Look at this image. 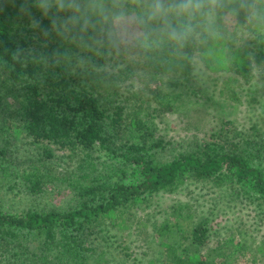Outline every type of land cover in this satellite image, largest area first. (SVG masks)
Masks as SVG:
<instances>
[{
	"label": "trees",
	"instance_id": "trees-1",
	"mask_svg": "<svg viewBox=\"0 0 264 264\" xmlns=\"http://www.w3.org/2000/svg\"><path fill=\"white\" fill-rule=\"evenodd\" d=\"M24 2L0 0V264H143L129 247L140 211L184 191L194 205L176 206L194 209L193 229L183 212L154 222L161 254L147 264H235L237 254L264 264V235L254 234L264 224V119L239 130L224 118L188 147L166 141L160 120L180 108L184 92L202 94L194 57L209 73L264 81V32L247 27L252 47L243 54L236 22L216 40L218 57L215 41L192 45L187 58L146 54L114 46L99 28L57 32L41 18L45 34L19 11ZM18 48L25 55L14 59ZM135 52L141 64L133 67ZM134 68L142 84L167 82L169 90L135 92ZM232 80L218 93L240 101ZM234 233L237 243L227 240Z\"/></svg>",
	"mask_w": 264,
	"mask_h": 264
},
{
	"label": "clouds",
	"instance_id": "clouds-1",
	"mask_svg": "<svg viewBox=\"0 0 264 264\" xmlns=\"http://www.w3.org/2000/svg\"><path fill=\"white\" fill-rule=\"evenodd\" d=\"M19 11L45 34L41 18L57 32L70 26L81 32L99 28L114 46L146 54L167 51L183 58L192 45L222 39L225 25L232 22L264 32V0H25ZM25 51L16 49L14 59Z\"/></svg>",
	"mask_w": 264,
	"mask_h": 264
},
{
	"label": "rangeland",
	"instance_id": "rangeland-1",
	"mask_svg": "<svg viewBox=\"0 0 264 264\" xmlns=\"http://www.w3.org/2000/svg\"><path fill=\"white\" fill-rule=\"evenodd\" d=\"M230 25L231 23L226 25V27ZM238 35L240 40L236 45L241 47L240 52L243 54L244 52L249 51L252 47L251 39L253 37V32L252 29L243 28ZM214 45V57H218L219 55L217 54H221V44L215 41ZM122 46L126 47L124 45ZM135 57H137L136 52L129 58L133 60V67H136V64H141L139 58ZM245 61L246 59L240 60V64H245ZM193 63L195 66L194 72L198 75V79H200V81L195 84V87H202V94L193 96L192 94L186 95L184 92L182 101L179 104L181 105L180 108L174 109L172 112L165 114L164 118H160L163 122L162 126L160 124L161 130H163L166 141L173 137L178 142L184 141V145L188 147L190 142H197L205 136L209 138V135L215 128H217V125H219L224 118L231 120L233 125L239 130L244 129L245 127L249 128L253 122L264 119V81L259 80L262 79L261 76L258 75L250 84H245L246 78L238 73H209L204 68L206 66L201 58L194 57ZM255 72L258 71L255 70ZM134 73L135 77L132 80L134 83L133 90L140 95L149 96L148 91L154 89L158 85L161 86L162 90H169V83L167 82H164L163 84L153 83L151 85L142 84L138 77L142 75L143 70L139 68H136V70L134 68ZM228 77H233V79L239 78L238 83L232 80L231 84L234 87L233 92L242 95L240 101L228 100V96L221 97L220 93H218L219 90L224 87L223 82ZM171 79L172 78H166V81ZM239 84L244 85L240 87ZM215 87L217 88V92L214 94L213 90ZM249 87L251 88L252 93H247ZM213 94L215 95V98H212L213 102L206 101V98L211 97ZM218 100L219 103L216 104ZM214 101L216 102L214 103ZM44 144L47 145V143ZM48 146L56 153V155L61 156L68 153L67 151H60L55 145ZM183 194L172 193L164 195L158 199L159 208L156 209V207H153L146 211H140L139 217L142 225L139 227L134 225L129 247L137 253V257L143 262V264H147L149 261H156L160 258L159 240L152 228L154 222H156L157 225H160L166 218L175 220L174 216H180L181 212H183L184 215L181 219L186 231L190 232L193 229L194 223L189 215L190 211L192 212L194 209L190 207L187 211H184L178 208V206L186 203L194 205L193 201L190 200L191 197H188L185 191ZM30 204L31 203L27 201L23 202L21 208L30 206ZM174 206L177 207L176 211L173 208ZM172 213H174V216ZM254 234L259 236L264 235V224L261 230L259 232H254ZM237 239L236 233L227 237L228 241L235 240L236 243L238 241ZM237 257L235 264H252V258L247 255L244 256V254H241V256H238L237 254Z\"/></svg>",
	"mask_w": 264,
	"mask_h": 264
}]
</instances>
